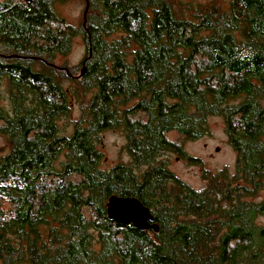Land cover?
Segmentation results:
<instances>
[{
    "label": "trees",
    "instance_id": "obj_1",
    "mask_svg": "<svg viewBox=\"0 0 264 264\" xmlns=\"http://www.w3.org/2000/svg\"><path fill=\"white\" fill-rule=\"evenodd\" d=\"M54 1L0 0V264H264V0H88L79 27ZM77 35L81 63L56 65ZM214 118L234 169L195 189L166 153L200 164L182 142ZM106 131L126 162L105 165ZM113 197L158 231L110 219Z\"/></svg>",
    "mask_w": 264,
    "mask_h": 264
},
{
    "label": "rangeland",
    "instance_id": "obj_2",
    "mask_svg": "<svg viewBox=\"0 0 264 264\" xmlns=\"http://www.w3.org/2000/svg\"><path fill=\"white\" fill-rule=\"evenodd\" d=\"M175 6L179 4L191 3L193 6H206L210 3H218L226 7L229 0H174ZM54 11L64 22L79 27L84 22V10L86 7L85 0H55L53 3ZM88 10V8H87ZM87 13V11H86ZM85 13V17H86ZM189 14L188 12H186ZM86 53L84 41L80 35L73 37L70 51L67 55L56 59V65L74 66L81 63ZM78 70V73H80ZM77 73V74H78ZM6 88V80L0 81V105L5 103L4 91ZM4 100V101H3ZM223 123L214 118L211 121V133L208 136L197 140L185 139L182 142V148L186 155L193 156L201 160L200 164H191L185 160L180 154L174 152L166 153L168 158V168L177 177L185 181L195 189H202L205 186L203 171H218L227 167L230 171L234 169L235 153L227 144L226 136L223 131ZM103 153L105 156L104 163L111 166L115 163L126 162L127 156L123 152L125 138L120 132L106 131L102 134ZM218 148V150H216ZM8 149L7 142L0 135V154Z\"/></svg>",
    "mask_w": 264,
    "mask_h": 264
},
{
    "label": "water",
    "instance_id": "obj_3",
    "mask_svg": "<svg viewBox=\"0 0 264 264\" xmlns=\"http://www.w3.org/2000/svg\"><path fill=\"white\" fill-rule=\"evenodd\" d=\"M85 1L86 7L84 10L83 23H85V13L88 8V0ZM85 71L86 66L83 65L79 75H83ZM216 150H218V148ZM107 206L109 218L117 221L121 225H132L138 230L153 229L154 231H158L159 229L154 214L136 197H113L109 200Z\"/></svg>",
    "mask_w": 264,
    "mask_h": 264
}]
</instances>
